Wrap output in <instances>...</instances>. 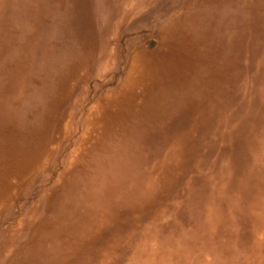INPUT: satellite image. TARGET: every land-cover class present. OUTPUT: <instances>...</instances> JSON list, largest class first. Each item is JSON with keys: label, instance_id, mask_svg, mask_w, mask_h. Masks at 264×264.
<instances>
[{"label": "rangeland", "instance_id": "obj_1", "mask_svg": "<svg viewBox=\"0 0 264 264\" xmlns=\"http://www.w3.org/2000/svg\"><path fill=\"white\" fill-rule=\"evenodd\" d=\"M41 13L42 16L38 15ZM0 26V119L13 122L16 117L21 128L25 123L34 124V127L45 126L53 97H57L56 84L66 93L44 132V143L47 144L57 125H61V132L64 131L53 156L29 183L19 186L11 199L0 205V264H18L39 248L34 244L28 250L27 240L34 234L33 226L48 218L45 211V202L50 200L48 191L56 186L62 187L61 178L67 171L69 157L76 161L78 169L86 166L89 175L99 171L111 179L132 167L137 193L135 203L120 206L119 218L114 217L113 223L103 229L108 234L102 232L103 235L98 226L99 230L95 231L99 234L93 238L92 245L89 244L91 239L81 240L84 246L65 264H118V261L119 264H194V260L195 264H213L214 256L208 244L212 240L201 226H210L213 203L209 198L217 197L219 193L223 199L216 204L218 212L231 221H226L223 227L213 226L217 227L214 228V236L223 238L225 234L232 233L234 254L233 259L225 263L221 260L220 264H264V197H261L262 205L256 213L248 217L249 222L243 214L247 203L235 187L246 171H264V0H0ZM30 44L35 48L32 46L31 49ZM259 45H263L262 48H258ZM239 48L242 53L238 52ZM18 49L20 52L17 54ZM137 54L145 61L167 65L166 75L160 77L158 89L139 111H131L127 114L128 120L125 118L117 123L119 126L112 130L108 139L111 149L93 151L86 160L75 156L88 111L122 84ZM183 56L191 60L190 65H180L183 64L179 62L183 61ZM244 57L253 59V62ZM170 69L174 72L172 76ZM180 78L183 85L178 87ZM4 110L11 113L8 118ZM114 150L119 154L113 155ZM77 175L75 173V177ZM67 177L70 183L74 180L70 175ZM229 182L235 183L230 195L225 192ZM99 186L92 189L93 194L84 193L90 200L76 194L77 201L69 207L76 216L58 222L55 229L58 238L50 242L58 243L63 236L75 231L76 220L87 219L88 213L94 220L110 214L104 203L101 204ZM68 189L65 187L64 191ZM55 190V199L51 206H47L48 209L54 211L58 206L67 211L59 190ZM93 197L100 198L99 203L92 202ZM240 206L244 209L241 207L239 210ZM185 210L187 213L183 212ZM53 213L49 214L51 219ZM106 219L110 217L103 220ZM43 234L40 233L41 236ZM81 234L90 237L86 230ZM94 251L97 253L91 257ZM80 255L88 257L80 262L77 260ZM45 264L64 263L57 259L54 263Z\"/></svg>", "mask_w": 264, "mask_h": 264}, {"label": "bare ground", "instance_id": "obj_2", "mask_svg": "<svg viewBox=\"0 0 264 264\" xmlns=\"http://www.w3.org/2000/svg\"><path fill=\"white\" fill-rule=\"evenodd\" d=\"M23 1V0H22ZM69 1V0H68ZM183 1V0H182ZM204 1V0H203ZM235 1V0H234ZM11 2V1H10ZM18 2V1H17ZM71 2V1H70ZM110 2V1H109ZM150 2V0H149ZM3 3V2H2ZM14 3V2H13ZM50 3V2H49ZM181 3V2H180ZM204 3V2H203ZM45 4V2H44ZM66 4V3H65ZM118 4V3H117ZM6 6V4H5ZM28 6V5H27ZM61 6V5H60ZM118 6V5H117ZM23 7V6H22ZM50 7V6H49ZM228 7V6H226ZM10 8V7H9ZM37 8V7H36ZM41 8V7H39ZM55 8V7H54ZM53 8V9H54ZM116 8V7H115ZM115 8H113L114 10H116ZM25 9V7H24ZM30 9V8H28ZM42 9V8H41ZM52 9V8H51ZM100 9V8H99ZM2 10V9H1ZM26 10V9H25ZM43 10V9H42ZM59 10V7H58ZM114 10H113V14H114ZM7 11V10H4ZM10 11V10H9ZM101 11V10H100ZM117 11V10H116ZM234 11V10H233ZM27 12V11H26ZM64 12V11H63ZM206 13V12H205ZM65 14V13H64ZM100 14V13H99ZM116 14V13H115ZM114 14V15H115ZM234 14V13H233ZM38 15H43L38 14ZM37 15V16H38ZM71 16V15H69ZM112 16V15H111ZM201 16V15H200ZM222 16H224L222 14ZM3 17V16H2ZM10 17V16H9ZM6 18V17H5ZM8 18V17H7ZM25 18V17H24ZM68 18V17H67ZM76 18V17H75ZM4 19V17H3ZM15 19V18H14ZM66 19V18H64ZM69 19V18H68ZM73 19V18H70ZM69 19V20H70ZM218 20V19H217ZM255 20V19H254ZM13 21V20H12ZM10 22V21H9ZM232 22V21H231ZM14 23V22H13ZM19 23V22H17ZM34 23V22H32ZM31 23V24H32ZM63 23V22H62ZM80 23V22H79ZM208 23V22H207ZM257 23V22H256ZM22 24V23H21ZM224 24V23H223ZM255 24V23H254ZM261 25V24H260ZM81 26V25H80ZM216 26V25H215ZM259 25H256V27H258ZM1 27V26H0ZM8 27V26H7ZM10 27V26H9ZM67 27V26H66ZM73 27V26H72ZM5 28V27H4ZM221 28V27H220ZM222 28L224 29V27L222 26ZM7 29V28H6ZM12 29V28H11ZM18 29V28H17ZM20 29V28H19ZM10 30V29H9ZM8 30V31H9ZM217 30V29H216ZM219 30V29H218ZM229 30V29H228ZM11 31V30H10ZM31 31V30H29ZM80 31V30H79ZM216 32V31H215ZM213 32V33H215ZM18 33V31L16 32ZM20 33V32H19ZM211 33V32H210ZM219 33H222L219 32ZM230 33V32H229ZM51 34V33H50ZM228 34V33H227ZM232 34V33H231ZM256 34V33H255ZM3 35V34H2ZM7 35V34H6ZM18 35V34H17ZM29 35V34H27ZM223 35V34H222ZM32 36V35H31ZM1 37V36H0ZM20 37V36H19ZM38 37V36H37ZM264 37V36H263ZM2 38V37H1ZM11 38V37H10ZM34 38V37H33ZM54 38V37H53ZM221 38V37H220ZM259 38V37H258ZM257 38V39H258ZM262 38V37H261ZM12 39V38H11ZM38 39V38H37ZM223 39V38H221ZM226 39V38H225ZM256 39V38H255ZM6 40V39H5ZM14 40V39H13ZM31 40V39H30ZM44 40V39H43ZM52 40V39H51ZM253 40V38H252ZM260 40V39H259ZM257 41V40H256ZM9 42V41H8ZM18 42V41H17ZM21 42V41H20ZM206 42V41H205ZM221 42V41H220ZM254 42V41H253ZM252 42V44H253ZM263 42V41H262ZM261 42V43H262ZM23 43V42H22ZM32 43V42H31ZM208 43V42H207ZM236 43V42H235ZM257 43V42H254ZM259 43V41H258ZM4 44V42H3ZM11 44V43H10ZM18 44V43H17ZM217 44V42H216ZM221 44V43H220ZM251 44V42H250ZM263 44V43H262ZM22 45V44H21ZM31 45V44H30ZM43 45V44H42ZM229 45V44H228ZM12 46V45H11ZM31 45V49H32ZM209 46V45H208ZM207 46V47H208ZM219 46V45H218ZM225 46V45H224ZM249 46V45H248ZM252 46V45H251ZM254 46V45H253ZM260 47L258 48H262L261 46L263 45H259ZM22 47V46H20ZM19 47V48H20ZM34 47V46H33ZM10 48V47H9ZM35 48V47H34ZM42 48V47H41ZM40 48V49H41ZM44 48V47H43ZM237 48V47H236ZM257 48V47H255ZM241 48L237 49L238 52ZM225 50V48H224ZM247 50V49H246ZM259 50V49H258ZM28 51V50H27ZM32 51V50H30ZM20 52V49H18L16 51V53L18 54ZM212 52V51H211ZM215 52V51H214ZM241 52V50H240ZM13 53V52H12ZM25 53V52H24ZM28 53V52H27ZM26 53V54H27ZM30 53V52H29ZM209 53V52H208ZM206 53V54H208ZM221 53V52H220ZM242 53V52H241ZM246 53V52H245ZM252 53V52H251ZM172 54V53H171ZM189 54V53H188ZM192 54V53H191ZM205 54V52H204ZM247 54V53H246ZM245 54V55H246ZM253 54V53H252ZM29 55V54H28ZM16 57V56H15ZM24 57V56H23ZM255 57V56H253ZM141 55L137 54L133 57L131 63H130V67L128 69V73L127 75H125V79L123 80L122 84H120L119 87L115 88L110 94L106 95L100 102H98L97 104H95L94 106H92L90 108V110L88 111L86 118L84 119L83 123H84V127L83 130L80 134V139L78 141L77 144V148L75 150V156L78 155L80 158H84L83 160H86L88 158V156L90 155V153H92L93 151H98L101 152L104 148H107L108 150L111 149L110 147V143L108 141L110 133H112V130H115V127L118 125L117 123L120 120L123 119H129V116L127 117V114H129L131 111L133 110H137L139 111L141 109L142 106H144L147 102H149V100L151 99V95L156 92L155 90L158 89V84L160 82V77H162L165 73H166V68L167 65L164 64V62H150V61H145L143 58L141 59ZM163 58V57H162ZM171 58V57H170ZM207 58V57H206ZM211 58V57H210ZM213 58V57H212ZM239 58V57H238ZM256 58V57H255ZM3 59V58H1ZM9 59V58H8ZM18 59V58H17ZM147 59V58H146ZM208 59V58H207ZM223 59V58H222ZM240 59V58H239ZM245 59V57H244ZM246 59L250 60L249 58L246 57ZM245 59V60H246ZM157 60V59H156ZM200 60V59H198ZM221 60V59H220ZM247 60V61H248ZM253 60V59H252ZM252 60H250L251 62H253ZM5 61V60H4ZM191 61V60H190ZM190 61L188 57L183 56V61H179L183 64L180 65H190ZM210 61V60H209ZM243 61V60H242ZM17 62V61H16ZM208 62V61H207ZM212 62V61H211ZM256 62V61H255ZM21 63V62H20ZM23 63V62H22ZM203 63V62H202ZM233 63V62H232ZM6 64V62L4 63ZM197 64V63H196ZM223 64V63H222ZM249 64V63H248ZM14 65V64H13ZM18 65V62H17ZM22 65V64H21ZM184 65V67H185ZM233 65V64H232ZM238 65V64H237ZM241 65V64H240ZM252 65V64H251ZM254 65V64H253ZM72 66V64H71ZM244 66V65H242ZM18 67V66H17ZM179 67V66H178ZM182 67V69L184 68ZM246 67V65H245ZM251 67V66H250ZM249 67V68H250ZM15 68V67H14ZM34 68V66L32 67ZM187 68V67H186ZM189 68V67H188ZM211 68V67H210ZM36 69V68H35ZM64 69V67H63ZM162 69V70H161ZM224 69V68H223ZM238 68H235L234 70H237ZM254 69V68H253ZM252 69V70H253ZM262 69V68H261ZM11 70V69H10ZM184 70V69H183ZM191 70V69H190ZM242 69L240 68L239 71H241ZM27 71V70H26ZM25 71V72H26ZM73 71V70H72ZM181 71V70H180ZM232 71V70H231ZM243 71V70H242ZM241 71V72H242ZM246 71V70H245ZM244 71V72H245ZM19 72V71H18ZM227 72V70H226ZM235 72V71H232ZM58 73V72H57ZM173 70L170 69L169 70V74L172 76L173 74ZM185 73V72H184ZM206 73V72H205ZM20 74V73H19ZM74 74V71H73ZM181 74V73H180ZM187 74V73H186ZM247 73L245 72L244 75H246ZM65 75V74H64ZM166 75V74H165ZM222 75V74H221ZM239 75V73H238ZM241 75V74H240ZM20 76V75H19ZM187 76V75H186ZM231 76H234L233 73H231ZM14 77V76H13ZM208 77V76H207ZM229 77V76H228ZM237 77V76H234ZM241 77V76H240ZM36 78V77H35ZM59 79L61 77H58ZM56 78V79H58ZM188 78V77H187ZM217 78V77H215ZM244 78V77H243ZM1 79V78H0ZM65 79V78H64ZM72 79V78H71ZM184 79V78H183ZM219 79V78H218ZM229 79V78H228ZM241 79V78H240ZM239 79V80H240ZM16 80V79H15ZM55 80V79H54ZM203 80V79H202ZM220 80V79H219ZM218 80V81H219ZM20 81V80H19ZM77 81V79L75 80ZM187 81V80H186ZM216 80V82H218ZM222 81V79H221ZM53 82V81H52ZM185 82V81H184ZM204 82V81H203ZM213 82V81H212ZM220 82V81H219ZM224 82V81H223ZM222 82V83H223ZM235 82V81H234ZM239 82V81H238ZM8 83V82H7ZM22 83V82H21ZM237 83V82H236ZM10 84V83H9ZM75 84V83H74ZM195 84V83H194ZM193 84V85H194ZM7 85V84H6ZM183 85V80L182 78H180L178 80V87ZM213 85V84H212ZM216 85V84H215ZM222 85V84H221ZM227 85V84H226ZM239 85V84H238ZM11 86V85H10ZM16 86V85H14ZM27 86V85H26ZM167 86V83H166ZM197 86V85H196ZM59 87V88H58ZM75 87V86H74ZM173 87V85L171 86ZM176 87V86H175ZM174 87V90H176V88ZM25 88V87H24ZM27 88V87H26ZM29 88V87H28ZM185 88V87H184ZM187 88V87H186ZM195 88V87H194ZM193 88V89H194ZM233 88V87H232ZM58 89V90H57ZM69 89V88H68ZM72 89V87H71ZM180 89V88H179ZM234 89V88H233ZM236 89V88H235ZM239 89V87H238ZM19 90V89H18ZM56 90H57V97H53V102L50 106V112L49 114L47 113V120H46V125L45 126H39V127H34L31 123H25L23 125V127L21 128L20 126V121L18 118L14 117V121L13 122H9L7 119H0V205L4 204L5 202L9 201L12 196L15 194V192L17 191L19 186L25 185L27 183L30 182L31 179H33L35 177V175L38 173V171H40L42 168L45 167L47 160L51 157L52 153L55 152V149L57 148V146L59 145L60 142V138H61V134L64 132H61V125H57L55 127V132L52 135V137L49 139V141L47 142V144H45V140L46 137L44 136V132L46 130V127L48 126L47 124H49V119H53L54 118V113L56 111V109L58 108V106L60 105V103L62 102V100L65 98L66 93L62 92L60 90V86H57L56 84ZM225 90V88H224ZM65 91V90H64ZM238 91V90H237ZM6 92V90H5ZM217 92V91H216ZM7 93V92H6ZM239 93V92H238ZM19 94V93H18ZM21 94V93H20ZM28 94V93H27ZM68 94V92H67ZM70 95V93H69ZM17 96V94H16ZM219 96V95H218ZM236 96V95H235ZM24 97V96H23ZM189 97V96H188ZM216 98V95L214 96ZM221 97V96H220ZM239 97V96H237ZM15 98V97H14ZM18 98V97H17ZM160 98V97H159ZM173 98V97H172ZM219 98V97H218ZM202 98H200L201 100ZM209 99V98H208ZM233 99V98H232ZM231 99V101H232ZM67 100V99H66ZM213 100V99H212ZM220 100V99H218ZM255 100V99H254ZM16 101V100H15ZM18 101V100H17ZM203 101V99H202ZM200 102V101H199ZM208 102V100H207ZM210 102V101H209ZM212 102V101H211ZM233 102V101H232ZM257 102V101H256ZM68 103V102H67ZM206 103V102H205ZM230 104V101L228 102ZM16 104V103H15ZM213 104V103H212ZM226 104V103H225ZM71 105V103H70ZM176 105V104H175ZM205 106V104H203ZM20 106V105H19ZM22 106V105H21ZM209 106V105H208ZM214 106V105H213ZM229 107V106H227ZM231 107V106H230ZM149 108V107H148ZM202 108V107H201ZM207 109V107H206ZM217 109V108H215ZM238 109V108H237ZM236 109V110H237ZM34 110V109H33ZM37 110V108H36ZM201 110V109H200ZM229 110V109H228ZM22 111V110H21ZM214 111V110H212ZM221 111V110H220ZM225 112H227L224 109ZM185 112V111H184ZM193 112V110H192ZM206 112V111H205ZM217 112V111H216ZM223 112V111H221ZM224 112V113H225ZM3 113L5 114V117L8 118L10 116V112L9 111H3ZM2 113V114H3ZM209 114V113H208ZM220 114V112H219ZM216 114V115H219ZM223 114V113H221ZM168 115V114H167ZM3 116V115H2ZM126 116V117H125ZM221 116V115H220ZM226 116V115H225ZM193 118V117H192ZM198 118V116L196 117ZM200 118V117H199ZM220 118V117H219ZM44 119V118H43ZM160 119V118H159ZM169 119V118H167ZM204 119V118H202ZM162 120V119H161ZM197 120V119H196ZM199 120V119H198ZM215 120V119H214ZM201 121V119H200ZM65 122L67 123L68 121L65 120ZM203 122V121H202ZM65 123V124H66ZM164 123V122H163ZM195 123V122H194ZM198 123V122H197ZM68 124V123H67ZM151 125V124H150ZM181 125V122H180ZM221 125V124H220ZM33 126V127H32ZM119 126V125H118ZM182 126H184L182 124ZM210 127V125H208ZM217 127V126H216ZM68 126H65V131L67 130ZM197 128V127H196ZM51 129V127H50ZM186 129V128H185ZM218 129V128H217ZM152 130V129H151ZM180 130V129H179ZM188 131V130H187ZM204 131V130H203ZM182 132V131H181ZM218 132V131H217ZM66 133V132H65ZM176 133V132H175ZM185 133V132H183ZM181 133V134H183ZM214 133V131H213ZM246 133V132H244ZM49 134V133H48ZM154 134V133H153ZM180 134V133H179ZM113 135V134H112ZM186 136V134H184ZM214 135V134H212ZM161 136V135H160ZM171 136V135H170ZM173 136V135H172ZM182 136V135H181ZM180 136V137H181ZM184 136V137H185ZM201 136H203L201 134ZM164 137V136H163ZM183 137V136H182ZM181 137V138H182ZM173 138V137H172ZM186 138V137H185ZM213 139V138H212ZM176 140V139H175ZM214 140V139H213ZM212 140V142H213ZM238 140V139H237ZM181 141V140H180ZM239 141V140H238ZM184 142V141H183ZM237 142V141H235ZM186 143V142H184ZM181 144H183L181 142ZM175 145V144H174ZM173 145V146H174ZM188 144H186L187 146ZM208 145V144H207ZM218 145V144H216ZM236 145V144H235ZM234 145V146H235ZM189 146V145H188ZM75 148V147H74ZM147 148V147H146ZM221 148V147H220ZM159 149V148H158ZM183 149V147H182ZM203 149V148H202ZM155 151V150H154ZM153 152V151H152ZM157 152V151H156ZM204 152V151H203ZM143 153V152H142ZM151 153V152H150ZM161 153V152H160ZM182 153V152H181ZM226 153V152H225ZM224 153V154H225ZM119 152L118 150H114L113 151V155H118ZM135 154V153H134ZM146 154V152H145ZM148 154V153H147ZM156 154V153H155ZM180 154V153H179ZM204 154V153H203ZM227 154V153H226ZM139 155V154H138ZM141 155V154H140ZM144 155V154H143ZM160 155V154H159ZM202 155V154H201ZM212 155V154H211ZM53 156V155H52ZM58 156V155H57ZM96 156V155H94ZM148 156V155H147ZM150 156V155H149ZM206 156V155H205ZM204 156V157H205ZM208 156V155H207ZM210 156V155H209ZM208 156V157H209ZM91 157V156H90ZM140 157V156H139ZM207 157V158H208ZM221 157V156H220ZM104 158V157H103ZM151 158V157H150ZM211 158V157H210ZM90 159V158H89ZM142 159V157H141ZM204 161H206L204 158H202ZM209 159V158H208ZM232 159V158H231ZM50 160V159H49ZM101 160V159H100ZM140 160V159H139ZM176 160V159H175ZM130 161V160H129ZM177 162V161H175ZM203 162V161H202ZM233 162V161H232ZM135 163V162H134ZM137 163V162H136ZM173 163V162H172ZM180 163V162H179ZM182 163V162H181ZM68 168L67 171L63 172V176H62V187H58L56 186L55 189L59 190V195L62 196V198L64 199V203H65V208L67 211H65L64 209H62L61 207L55 206V210L54 211H50L48 209L47 206H51L52 202L55 199V190L53 189H49L50 191H48V197L50 198V200L48 202H45L46 207H45V211L46 214L48 215V218H46L45 220H43L42 222H37L35 226H33L34 229V234L32 236H30L27 240V249L30 250L32 248V245L36 244L37 247L33 253V255H30L29 257H24L20 263L18 264H42V263H54L57 261H60V263H64L75 257V254L78 253L79 249L81 246H84L82 244L81 240H89L90 241V246L93 243V238L99 234H97V230H101V233H104L105 227L108 225H111L113 223L114 217L117 219L119 218V210H120V206L125 205L126 204L128 206H131L132 203H135V196H136V188H135V183H134V169L129 168L127 171V173L125 172H119L117 173L113 179L110 178V176L106 173L104 174H90L88 172V168L86 166L82 167L81 169H78V167L76 166V161H74V159L72 157L68 158ZM126 164V163H125ZM204 164V163H203ZM51 165V164H50ZM80 165V164H79ZM148 165V164H146ZM174 165V164H173ZM172 165V166H173ZM56 166V165H54ZM205 166V165H203ZM202 166V167H203ZM81 167V166H80ZM79 167V168H80ZM122 167V166H121ZM215 167V166H214ZM106 168V167H105ZM128 168V167H127ZM190 168V167H189ZM193 168V167H192ZM204 168V167H203ZM110 169V168H109ZM108 169V170H109ZM147 169V168H146ZM144 170V169H143ZM175 170V169H174ZM107 171V169H106ZM145 171V170H144ZM185 171V170H184ZM196 171V170H195ZM199 171V170H198ZM219 171V170H218ZM94 172V171H93ZM141 172V171H140ZM165 172V171H164ZM168 172V171H167ZM176 172V171H175ZM236 172V171H235ZM239 172V171H237ZM75 173H78L77 177H75ZM108 173V172H107ZM147 173V172H146ZM172 173V171H171ZM195 173V172H194ZM48 174V173H47ZM183 174V173H182ZM200 174V173H199ZM68 175L72 176L74 178L73 181H71V183L68 181L67 177ZM138 175V174H137ZM171 175V174H170ZM195 175V174H194ZM202 175V173H201ZM199 175V176H201ZM182 176V175H181ZM179 176V177H181ZM192 176V175H191ZM239 176V175H238ZM37 177V176H36ZM146 177V176H145ZM186 177V176H185ZM130 178L126 183V179ZM141 178V177H140ZM139 178V179H140ZM183 178V177H182ZM197 178V177H196ZM194 178V179H196ZM199 178V177H198ZM232 178V176H231ZM239 178V177H238ZM238 178H236L235 180H237ZM193 179V176H192ZM36 180V179H35ZM44 180V179H43ZM60 180V179H59ZM90 180V181H89ZM148 180V179H147ZM164 180V179H163ZM184 180V179H183ZM191 180V179H190ZM234 180V181H235ZM143 181V180H142ZM162 181V180H161ZM189 181V180H188ZM197 181V180H196ZM200 181V179H199ZM202 181V180H201ZM200 181V182H201ZM191 182V181H190ZM139 183V182H138ZM142 182L140 181V184ZM195 183V180H194ZM199 183V182H198ZM233 183V182H232ZM70 184V185H69ZM217 184V183H216ZM235 184V183H234ZM233 184V185H234ZM96 185H101L99 186L100 189V193L102 196V203H104L105 207L107 208L108 212H110V214L108 215L110 217V219H106L105 221L103 219L107 218L108 216L102 218V219H96L94 220V218H92V214L88 213L89 216H87V219L84 220H80L77 219L76 220V224H77V228H75V231L73 232H67L69 235L68 236H63L61 241L58 243H53L50 242L53 239H57V233H55V229L57 228V223L60 222L61 220H65V218H69L70 220L73 219L76 216V213H72V209H70L69 207L71 206V203L74 204L73 202L77 201L75 200L76 194L77 196L82 197L85 196L90 200L89 196H86L85 192H92V189L95 188ZM232 184H230L227 186V189L225 190L226 194L230 195V192L237 187L239 190V193L241 194L240 196L243 197V199L246 201L247 203V210H245V212L243 213L245 215L246 218L253 216V213H256V210L258 209V207H260L261 204V197H264V171L261 170H257V169H252V170H248L246 171V174L244 177L241 176V179L237 182V186H233ZM200 186V185H198ZM65 187H69V189L67 191H64ZM98 187V186H97ZM147 187V186H146ZM189 187V185H188ZM193 187V185H192ZM196 187V186H195ZM207 187V186H206ZM50 188V187H49ZM191 188V187H190ZM63 189V191L61 192V190ZM144 190V188H142ZM148 189V187H147ZM149 191V190H148ZM152 192V191H151ZM194 192V191H193ZM237 192V190H236ZM85 193V194H84ZM142 193V192H141ZM144 193V192H143ZM213 193V192H212ZM235 193V192H234ZM93 194V193H91ZM189 195V193H187ZM237 194V193H236ZM26 195V193H25ZM191 195V193H190ZM189 195V196H190ZM194 195V194H193ZM232 195V193H231ZM142 196V195H141ZM192 196V195H191ZM227 196V195H226ZM236 196V195H235ZM239 196V197H240ZM225 197V196H224ZM234 197V196H233ZM232 197V198H233ZM104 198V199H103ZM131 198V200H130ZM189 198V197H188ZM226 198V197H225ZM235 198V197H234ZM241 198V197H240ZM210 201L213 203L212 206V222H210V226H201V229L203 230L204 227V233L207 235V237L212 240V241H208L209 248L211 249V252L213 253L214 256V262L213 264H220L219 261L222 260V262L226 260H231L234 258V254L232 253V245H231V241H232V233L230 234H225V236L223 238H216L214 236L215 231L214 228L217 227H213V226H218L222 224H225V222L227 221V223L231 220L228 221V219L225 217V214L223 215L221 212H218V209L216 207V204L219 203L223 198L220 195V193L218 194V196L216 197H211L209 198ZM236 199L237 196H236ZM79 200V199H78ZM228 200V198H227ZM243 200V201H244ZM98 202L100 201V198H92V202ZM141 201V200H140ZM143 201V200H142ZM230 201V200H229ZM187 202V200L185 201ZM223 202V201H222ZM228 202V201H227ZM191 204V203H189ZM245 204V203H244ZM34 205V204H33ZM32 205V206H33ZM38 205V204H37ZM36 205V206H37ZM188 205V204H187ZM193 205V204H191ZM190 206V205H189ZM201 206V205H200ZM79 207V205H78ZM186 207V206H185ZM197 207V206H196ZM227 207V206H226ZM225 207V208H226ZM240 206L241 210L242 208L244 209V207ZM59 208V209H58ZM114 208L115 211L111 212L110 210ZM147 208V207H146ZM144 208V209H146ZM190 208V207H188ZM137 209V208H136ZM185 209V208H184ZM194 209V207H193ZM197 209V208H196ZM194 209V210H196ZM201 209V208H199ZM223 209V208H222ZM33 210V208H32ZM203 210V209H201ZM199 210V213L200 211ZM206 210V209H205ZM227 210V209H226ZM225 210V211H226ZM5 211V210H4ZM123 211V210H121ZM146 211V210H145ZM191 211V210H190ZM193 211V210H192ZM191 211V212H192ZM224 211V210H223ZM27 212V211H26ZM54 212V213H53ZM136 212V211H135ZM179 212V211H177ZM182 212V211H181ZM184 213L186 212L183 211ZM232 212V211H231ZM53 213V218L51 219V216L49 214ZM128 213V212H127ZM139 213V212H138ZM187 213V212H186ZM235 213V212H234ZM238 213V212H237ZM31 214V213H30ZM121 214V213H120ZM160 214V213H159ZM205 214V211L204 213ZM32 215V214H31ZM123 215V214H122ZM147 215V214H146ZM161 215V214H160ZM200 215V214H199ZM202 215V214H201ZM242 215V214H241ZM256 215V214H255ZM127 216V215H125ZM148 216V215H147ZM177 216V215H176ZM184 216V215H183ZM196 216V215H195ZM203 216V215H202ZM228 217V215H226ZM146 217V216H144ZM186 217V216H185ZM185 217H183L182 219H185ZM193 217V216H192ZM208 217V216H207ZM243 217V215H242ZM1 218V217H0ZM138 218V217H137ZM180 218V217H179ZM51 219V220H50ZM245 219V218H243ZM27 220V219H26ZM250 219L248 218V221ZM104 221V222H102ZM135 221V220H133ZM140 222H142L141 220H139ZM185 221V220H184ZM193 221V220H192ZM237 221V220H236ZM128 222V221H127ZM136 222V221H135ZM145 222V221H144ZM173 222V221H171ZM175 222V221H174ZM186 222V221H185ZM190 222V221H189ZM250 222V221H249ZM262 222V221H261ZM132 223V222H131ZM139 223V222H138ZM143 223V222H142ZM141 223V224H142ZM153 223V222H152ZM243 223V222H242ZM263 223V222H262ZM135 224V223H134ZM139 224V225H141ZM147 224V223H146ZM145 224V225H146ZM169 224V223H168ZM178 224V222H177ZM185 224V223H184ZM240 224V223H239ZM23 225V224H22ZM121 225V224H120ZM173 225V224H172ZM192 225V224H191ZM249 225V224H248ZM257 225V224H256ZM100 226V227H98ZM103 226V227H102ZM113 226V225H112ZM118 226V225H117ZM128 226V225H127ZM150 226V225H149ZM168 226V225H167ZM180 226V225H179ZM195 226V225H193ZM192 226V227H193ZM225 226V225H224ZM258 226V225H257ZM30 227V226H29ZM98 227V228H97ZM116 227V226H115ZM130 227V226H129ZM135 227V226H133ZM147 227V226H146ZM171 227V224H170ZM196 227V226H195ZM219 227V226H218ZM226 227V226H225ZM230 227V226H229ZM245 227V226H244ZM262 227H264L262 225ZM28 228V227H27ZM89 228V230L87 229ZM144 228V227H143ZM152 228V226H151ZM187 228V227H186ZM104 229V230H103ZM109 229V228H108ZM113 229V228H112ZM137 229V228H136ZM148 229V228H147ZM229 229V228H227ZM251 229V227H250ZM15 230V229H14ZM27 230V229H26ZM85 230L87 231L88 234H90V237L85 236L86 239H83L84 236L83 234H81V232H85ZM96 230V231H95ZM107 230V228H106ZM111 230V229H109ZM132 230V229H131ZM182 230V229H181ZM184 230V229H183ZM222 230V229H221ZM231 230V228H230ZM149 231V230H148ZM146 231V232H148ZM151 231V230H150ZM187 231V230H186ZM218 231V230H217ZM227 231V230H225ZM28 232V231H27ZM44 232V234L41 236L40 233ZM131 232V231H128ZM185 233V231H183ZM183 232H180L181 235L183 234ZM189 232V231H187ZM219 232H220V228H219ZM93 233V234H92ZM102 233V234H103ZM107 233V232H106ZM104 233V234H106ZM225 233V232H224ZM247 233V232H246ZM103 234V235H104ZM108 234V233H107ZM201 234L203 235V232H201ZM221 234V233H220ZM26 235V234H25ZM135 235V234H134ZM162 235V233H161ZM247 235V234H246ZM252 235V234H251ZM72 236V237H71ZM139 236V235H138ZM144 236V235H142ZM176 236V235H175ZM188 237H190L189 235H187ZM254 236V235H253ZM258 236V235H257ZM125 237V236H124ZM140 237V236H139ZM167 237V236H165ZM241 237V236H240ZM116 238V237H114ZM128 238V237H127ZM159 238V237H158ZM192 238V237H191ZM254 238V237H253ZM252 238V240H253ZM256 238V237H255ZM118 239V238H117ZM140 239V238H139ZM161 239H164L161 238ZM160 239V240H161ZM167 239V238H166ZM244 239H247L244 237ZM21 240V239H20ZM60 240V237H59ZM152 240V238H151ZM190 241V240H189ZM195 241V240H194ZM22 242V241H21ZM163 242V241H162ZM166 242V240H165ZM191 242V241H190ZM183 243L185 244L186 242ZM196 243V242H195ZM194 243V244H195ZM199 243V242H198ZM252 243V242H251ZM85 244V243H84ZM181 244V243H179ZM192 244V243H191ZM247 241H246V246H247ZM254 245V244H253ZM121 246V245H120ZM182 246V245H180ZM193 246V245H191ZM259 246V244H258ZM255 245V247H258ZM70 247V249H69ZM172 247V246H171ZM244 247V246H243ZM250 247V245H249ZM248 247V250L250 249ZM184 248V247H183ZM236 248V247H235ZM234 248V249H235ZM252 248V246H251ZM129 249V248H128ZM155 249V248H154ZM153 249V250H154ZM170 249V248H169ZM201 249H202V245H201ZM204 249V248H203ZM123 250V249H122ZM131 250V248H130ZM164 250V249H163ZM162 250V251H163ZM200 250V249H199ZM258 250H260L258 248ZM155 251V250H154ZM174 251V250H173ZM185 251V250H184ZM193 251V250H192ZM198 251V250H197ZM140 252V251H139ZM191 252V250L189 251ZM200 252V251H199ZM247 252V250H246ZM11 253V252H10ZM97 253V251H94L92 256H95V254ZM102 253V252H100ZM109 253V252H108ZM111 253V252H110ZM137 253V252H136ZM158 253V252H157ZM207 253V252H206ZM205 253V254H206ZM58 254H60V257H58ZM88 254V252L86 253V255ZM103 254V253H102ZM133 254V253H131ZM200 254V253H199ZM29 255V254H28ZM79 255V254H78ZM128 255V254H127ZM141 255V254H140ZM156 255V254H155ZM169 255V254H168ZM177 255V254H176ZM190 255V254H188ZM222 255H224L225 257H222ZM133 256V255H132ZM172 256V255H169ZM179 256V255H177ZM199 256V255H198ZM212 256V257H213ZM18 257V256H17ZM88 256L85 255H80L77 256V260H79L80 262H83V258H86ZM175 257V256H174ZM201 256H199L200 258ZM19 258V257H18ZM120 258V257H119ZM168 258V257H167ZM171 258V257H170ZM178 259V257H176ZM198 258V259H199ZM103 259V258H102ZM169 259V258H168ZM190 259V258H189ZM188 259V261H189ZM250 259V258H249ZM42 260V261H41ZM117 260V259H116ZM123 260V259H122ZM143 260V259H142ZM173 260V259H172ZM203 260V259H201ZM200 260V262H202ZM213 260V259H212ZM102 261V260H101ZM106 261V260H105ZM132 261V260H131ZM134 261V260H133ZM167 261V260H166ZM171 261V260H170ZM175 261V259H174ZM180 262V259L178 260ZM187 261V262H188ZM210 261V260H209ZM208 261V262H209ZM74 262V261H73ZM115 262V261H114ZM199 262V261H198ZM206 262V261H205ZM227 262V261H226ZM121 263V262H120ZM135 263H136V259H135ZM197 263V262H196ZM221 263V264H224ZM263 263V262H261ZM105 264V263H104ZM117 264V263H116ZM119 264V261H118ZM123 264V263H122ZM144 264V263H143ZM182 264V263H180ZM191 264V262H190ZM193 264V262H192ZM194 264H195V260H194Z\"/></svg>", "mask_w": 264, "mask_h": 264}]
</instances>
